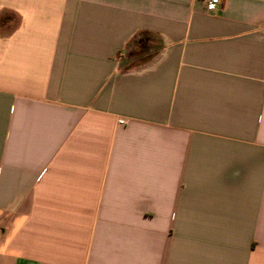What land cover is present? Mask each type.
<instances>
[{
    "label": "crops",
    "instance_id": "0c3cea01",
    "mask_svg": "<svg viewBox=\"0 0 264 264\" xmlns=\"http://www.w3.org/2000/svg\"><path fill=\"white\" fill-rule=\"evenodd\" d=\"M0 264H264V0H0Z\"/></svg>",
    "mask_w": 264,
    "mask_h": 264
},
{
    "label": "built area",
    "instance_id": "2783aa9c",
    "mask_svg": "<svg viewBox=\"0 0 264 264\" xmlns=\"http://www.w3.org/2000/svg\"><path fill=\"white\" fill-rule=\"evenodd\" d=\"M206 3V9L208 12H215L221 6V0H204ZM125 121L121 120L120 124H124Z\"/></svg>",
    "mask_w": 264,
    "mask_h": 264
},
{
    "label": "rangeland",
    "instance_id": "374dc122",
    "mask_svg": "<svg viewBox=\"0 0 264 264\" xmlns=\"http://www.w3.org/2000/svg\"><path fill=\"white\" fill-rule=\"evenodd\" d=\"M142 56V52L140 51V49H138L137 51H132L129 54L130 60L131 61H137L139 59V57Z\"/></svg>",
    "mask_w": 264,
    "mask_h": 264
}]
</instances>
